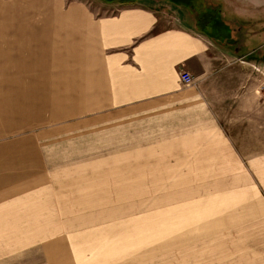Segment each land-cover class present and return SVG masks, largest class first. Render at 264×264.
<instances>
[{"label": "rangeland", "instance_id": "rangeland-1", "mask_svg": "<svg viewBox=\"0 0 264 264\" xmlns=\"http://www.w3.org/2000/svg\"><path fill=\"white\" fill-rule=\"evenodd\" d=\"M75 2L99 0H0V264H264L261 138L216 162L223 176H201V161L135 159L148 146L118 136V115L69 79L68 42L56 37L51 56L53 43L24 37ZM233 49L215 68L252 74L264 110L261 69Z\"/></svg>", "mask_w": 264, "mask_h": 264}, {"label": "crops", "instance_id": "crops-1", "mask_svg": "<svg viewBox=\"0 0 264 264\" xmlns=\"http://www.w3.org/2000/svg\"><path fill=\"white\" fill-rule=\"evenodd\" d=\"M39 1L49 7L58 0ZM205 1L217 8L219 22L216 13L202 18L170 0H99L92 9L81 2L63 10L56 5L54 25H31L24 37L54 47L58 36L68 42L69 79L84 81L86 97L101 98L98 112L118 115V136L148 146L135 159L201 161L207 167L201 176H223L215 163L242 160L234 146L249 143L243 137L264 144V110L255 112L252 74L235 79L215 62L234 46L233 58L256 64L264 80V0ZM55 53L56 47L49 55ZM179 70L193 83L181 84Z\"/></svg>", "mask_w": 264, "mask_h": 264}, {"label": "trees", "instance_id": "trees-1", "mask_svg": "<svg viewBox=\"0 0 264 264\" xmlns=\"http://www.w3.org/2000/svg\"><path fill=\"white\" fill-rule=\"evenodd\" d=\"M103 1H117V2H131L133 0H103ZM174 3H177L179 5L184 6L185 8H187L189 11H194L195 14L197 16H201L202 18H206L208 17L211 13H218L217 9L215 10V8H213V6H211L209 8V6L206 4L205 0H170ZM203 9H201V7H203ZM199 16V17H200ZM217 21L219 22V14H217ZM223 38V36L225 37V33L222 32L221 35H219ZM226 41H228V39H226Z\"/></svg>", "mask_w": 264, "mask_h": 264}, {"label": "built area", "instance_id": "built-area-1", "mask_svg": "<svg viewBox=\"0 0 264 264\" xmlns=\"http://www.w3.org/2000/svg\"><path fill=\"white\" fill-rule=\"evenodd\" d=\"M178 79H179L180 83L184 84V85H189V84L193 83L191 75L184 70H179Z\"/></svg>", "mask_w": 264, "mask_h": 264}]
</instances>
